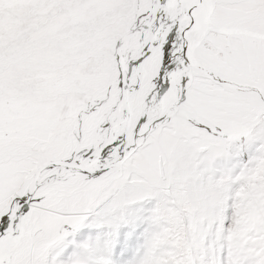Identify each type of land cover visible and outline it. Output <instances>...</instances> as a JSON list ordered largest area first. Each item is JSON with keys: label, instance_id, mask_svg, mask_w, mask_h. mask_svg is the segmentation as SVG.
<instances>
[{"label": "snow or ice", "instance_id": "snow-or-ice-1", "mask_svg": "<svg viewBox=\"0 0 264 264\" xmlns=\"http://www.w3.org/2000/svg\"><path fill=\"white\" fill-rule=\"evenodd\" d=\"M0 264H264V0H0Z\"/></svg>", "mask_w": 264, "mask_h": 264}]
</instances>
